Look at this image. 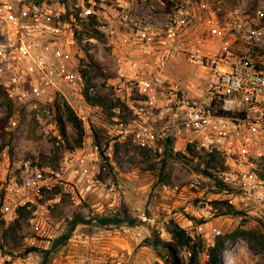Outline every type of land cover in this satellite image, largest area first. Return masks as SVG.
Returning <instances> with one entry per match:
<instances>
[{
  "label": "rangeland",
  "instance_id": "rangeland-1",
  "mask_svg": "<svg viewBox=\"0 0 264 264\" xmlns=\"http://www.w3.org/2000/svg\"><path fill=\"white\" fill-rule=\"evenodd\" d=\"M97 1L125 21L72 25L66 68L78 64L87 76L66 71L51 98L0 89V264H174L169 244L182 264H212L215 252L223 264H264V155L255 170L181 140L162 155L112 125L129 113L126 83L114 84L118 53L128 70L129 48L141 63L166 54L164 71L193 97L208 74L192 50L233 51L264 69V0ZM58 39L37 38L36 52ZM91 85L98 103L87 99Z\"/></svg>",
  "mask_w": 264,
  "mask_h": 264
},
{
  "label": "built area",
  "instance_id": "built-area-1",
  "mask_svg": "<svg viewBox=\"0 0 264 264\" xmlns=\"http://www.w3.org/2000/svg\"><path fill=\"white\" fill-rule=\"evenodd\" d=\"M98 6L97 0H0V89L12 99L51 98L50 87L62 91L59 84L66 71L74 81L87 76L78 64L66 68L76 43L72 25L93 16L104 17L110 27L125 21L123 17L116 21ZM66 31L69 33L64 37ZM49 32L57 34L58 42L45 43V52L37 53V38ZM126 52L128 70L124 50V54L118 53L123 63L118 66L120 78L114 84L118 85L115 89L122 90L126 83L129 113L125 118L113 116L112 125L117 127L114 134L152 145L162 155L171 148L177 150L181 140L185 148L198 147L212 156L222 155L237 169L248 163L257 168L259 157L264 155L260 148L264 141L263 68L245 62L233 51L192 50L190 60L208 74L203 92L193 97L164 71L166 54L148 64L135 59L133 49ZM95 92L91 85L88 93L93 96ZM78 114L87 124V115ZM89 180L102 183L94 176ZM2 248H6L3 242Z\"/></svg>",
  "mask_w": 264,
  "mask_h": 264
},
{
  "label": "trees",
  "instance_id": "trees-1",
  "mask_svg": "<svg viewBox=\"0 0 264 264\" xmlns=\"http://www.w3.org/2000/svg\"><path fill=\"white\" fill-rule=\"evenodd\" d=\"M87 96V99L89 100V101H91L92 103H98V101H95V99L93 98V96L92 95H90L89 93L86 95ZM99 100V99H98ZM95 141H96V143H98L99 141L97 140L98 139V137L95 135ZM107 144V143H106ZM106 146V145H105ZM104 150H105V147H101V151H103L104 152ZM212 264H223V260H222V257H221V255H217V253L215 252V253H213V258H212Z\"/></svg>",
  "mask_w": 264,
  "mask_h": 264
},
{
  "label": "water",
  "instance_id": "water-1",
  "mask_svg": "<svg viewBox=\"0 0 264 264\" xmlns=\"http://www.w3.org/2000/svg\"><path fill=\"white\" fill-rule=\"evenodd\" d=\"M169 249L172 252L173 256H174V264H182V260L180 258V256L177 253V247L174 246L173 244H169Z\"/></svg>",
  "mask_w": 264,
  "mask_h": 264
},
{
  "label": "bare ground",
  "instance_id": "bare-ground-1",
  "mask_svg": "<svg viewBox=\"0 0 264 264\" xmlns=\"http://www.w3.org/2000/svg\"><path fill=\"white\" fill-rule=\"evenodd\" d=\"M226 264H232V261H227V260H226Z\"/></svg>",
  "mask_w": 264,
  "mask_h": 264
}]
</instances>
